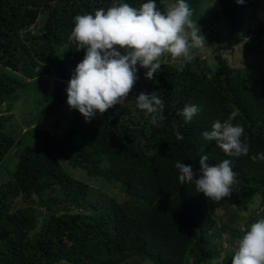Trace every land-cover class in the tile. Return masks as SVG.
I'll return each mask as SVG.
<instances>
[{"label": "trees", "instance_id": "16d2710c", "mask_svg": "<svg viewBox=\"0 0 264 264\" xmlns=\"http://www.w3.org/2000/svg\"><path fill=\"white\" fill-rule=\"evenodd\" d=\"M120 2L139 7L148 0H0V165L20 147L15 169L0 185V264H134L128 262L134 258L232 264L237 247L227 250L217 238L226 233L237 242L264 218V161L251 159L264 153V0H186L206 47L194 49L190 60L165 54L152 80L137 65L124 102L86 122L67 105L68 82L86 52L69 39L74 18ZM155 2L163 11L161 0ZM246 18L255 27L242 35ZM219 24L227 26L224 37ZM237 48L240 68L223 57ZM207 49L212 65L201 59ZM154 91L165 105L159 126L136 106L141 92ZM23 98L27 108L19 110ZM186 105L200 109L187 123L177 115ZM233 112L249 144L246 156H228L202 136ZM53 115L56 124L68 117L60 134L39 127ZM206 155L209 166L231 161L237 183L229 197L209 200L194 184L179 182L176 162L199 176ZM66 165L97 180L101 190L72 177ZM110 185L123 199L103 191ZM256 198L260 205L243 229L224 218Z\"/></svg>", "mask_w": 264, "mask_h": 264}, {"label": "clouds", "instance_id": "9594fccd", "mask_svg": "<svg viewBox=\"0 0 264 264\" xmlns=\"http://www.w3.org/2000/svg\"><path fill=\"white\" fill-rule=\"evenodd\" d=\"M243 2L237 0L238 4ZM161 4L163 11L155 0H148L139 7L120 2L107 10L100 8L94 15L74 18L69 39L86 52L68 82L67 105L77 110L86 122L124 102L138 79L137 65L146 69L145 78L152 80L165 54L173 60H190L194 49L206 47L205 37L192 20L193 12L186 0H161ZM136 106L150 117L153 126L165 120V105L159 91L141 92ZM199 111L196 105H186L177 115H182L187 123ZM236 115L233 112L223 122L215 121L211 130L204 131L202 136L215 141L228 156H246L249 144L243 126L233 123ZM176 138L184 139L179 131ZM251 159L264 161V153L253 155ZM208 160L207 155L201 157L199 176L190 165L177 161L179 182L194 184L197 192H202L209 200L229 197L232 186L237 183L231 161L224 159L209 166ZM231 261L232 264H264V218L257 219L244 231Z\"/></svg>", "mask_w": 264, "mask_h": 264}, {"label": "rangeland", "instance_id": "374dc122", "mask_svg": "<svg viewBox=\"0 0 264 264\" xmlns=\"http://www.w3.org/2000/svg\"><path fill=\"white\" fill-rule=\"evenodd\" d=\"M217 5L216 3H212L209 5V7L211 8H215ZM261 17H264V15L261 14ZM244 26L243 28L239 31V34L245 35L244 33H246V30L248 28H254L255 27V19H245V21L243 22ZM216 29L217 31L224 37L227 34V26L226 25H216ZM202 58L201 59H205L210 65H212L213 62V58L211 57V52L210 50H205L204 53H201ZM224 58L227 59L228 64L234 66V67H243L245 65L244 63V57L239 53V49L237 48L236 50L231 51V53H226L224 56ZM250 67L255 70V64L250 63ZM51 80L54 78V75L50 76ZM49 78V85L51 86V81ZM26 99H21V101L18 103L19 110L21 109V105H23L24 107H26ZM22 103V104H21ZM27 108V107H26ZM6 115V114H4ZM57 117L56 115H53L47 119H45L44 121H42L41 125L39 126L41 129H48L50 130V132L52 133H56V134H60L68 125V117L65 115L63 116V118L60 120V122L58 124H56L57 121ZM22 131L25 132L26 128H22ZM20 149V147H13L12 150H10V152L6 155V157L4 158V161L2 162V164L0 165V185L2 183H4L9 176L7 175L6 171H11L15 169V166L17 164V155L16 152ZM67 172L72 176L75 177L79 180H87L90 181V186L95 189V190H101L100 187V183L95 180V179H88V177L83 174L82 172H80L77 169H70V166H67ZM84 181V180H83ZM103 191L106 192L109 196H118L121 197V199H123V195H120V192L118 190V188H116V186L114 185H110L108 187L103 188ZM17 201H15V203H17ZM14 203V204H15ZM260 205V200L258 198L255 199V201L253 200L251 203H249L248 209L243 208V207H236L232 210H230L228 213L230 215L225 216V219H228L229 217L234 219L237 222V227L240 229L244 228V224L248 221L246 218L249 215V212L251 209H255L256 207H258ZM233 211V212H232ZM247 212L248 215H244L243 213ZM227 234L226 233H221L220 238H217V242H220L221 245L224 248H227V250H233L235 247H237V242H228L227 239ZM222 257L225 255L224 252L221 253ZM128 262L130 263H134V264H151L149 261H140L137 258H134L132 260H129ZM61 264V263H59ZM63 264H66L63 262Z\"/></svg>", "mask_w": 264, "mask_h": 264}, {"label": "water", "instance_id": "95a60500", "mask_svg": "<svg viewBox=\"0 0 264 264\" xmlns=\"http://www.w3.org/2000/svg\"><path fill=\"white\" fill-rule=\"evenodd\" d=\"M42 216V214H40V217Z\"/></svg>", "mask_w": 264, "mask_h": 264}]
</instances>
